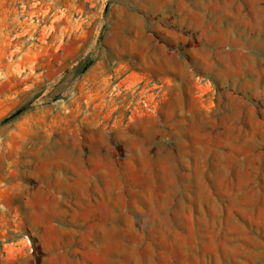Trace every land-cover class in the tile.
<instances>
[{
  "label": "rangeland",
  "instance_id": "374dc122",
  "mask_svg": "<svg viewBox=\"0 0 264 264\" xmlns=\"http://www.w3.org/2000/svg\"><path fill=\"white\" fill-rule=\"evenodd\" d=\"M0 264H264V0H0Z\"/></svg>",
  "mask_w": 264,
  "mask_h": 264
}]
</instances>
